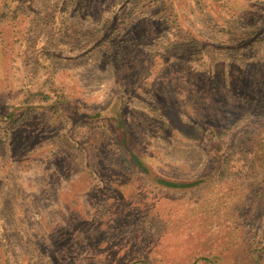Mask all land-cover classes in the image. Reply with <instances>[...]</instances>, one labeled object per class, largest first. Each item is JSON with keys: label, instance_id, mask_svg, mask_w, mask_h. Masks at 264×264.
Here are the masks:
<instances>
[{"label": "rangeland", "instance_id": "1", "mask_svg": "<svg viewBox=\"0 0 264 264\" xmlns=\"http://www.w3.org/2000/svg\"><path fill=\"white\" fill-rule=\"evenodd\" d=\"M261 76L264 0H0V264H264Z\"/></svg>", "mask_w": 264, "mask_h": 264}, {"label": "trees", "instance_id": "2", "mask_svg": "<svg viewBox=\"0 0 264 264\" xmlns=\"http://www.w3.org/2000/svg\"><path fill=\"white\" fill-rule=\"evenodd\" d=\"M263 77L256 78L247 86L236 88V90L234 88L237 95L234 99V106L229 107V109L227 108L229 98L223 96L222 99L218 96L219 93L216 92V96L219 98L214 103L216 114L213 117H217L216 122L214 124H207L208 126L206 128L216 132L217 140H221L222 135L226 134L230 136V142L233 143L236 139V134L232 132L236 128L235 126L241 124L243 134L247 137L251 149L264 150V148L262 149V146H264V122H262V117H258L260 115L258 111L264 103V90L262 89V85L264 84ZM242 84H245V82ZM234 110L235 113L233 116L230 115L228 118L226 115H229L231 112L233 113ZM241 119H249V125L243 126L244 123L241 122Z\"/></svg>", "mask_w": 264, "mask_h": 264}]
</instances>
